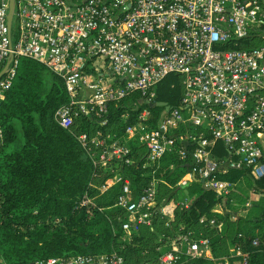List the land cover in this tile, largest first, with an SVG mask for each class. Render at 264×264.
<instances>
[{"label":"built area","instance_id":"obj_1","mask_svg":"<svg viewBox=\"0 0 264 264\" xmlns=\"http://www.w3.org/2000/svg\"><path fill=\"white\" fill-rule=\"evenodd\" d=\"M13 2L9 32V0H0V102L23 56L63 79L68 101L55 109L54 117L64 127L79 114L105 123L109 102L123 97L135 107L156 102L155 85L168 73L182 76L179 102L157 104L154 123L145 105L120 137L99 129L77 134L98 169L111 167L116 159L132 161L127 156L131 138L144 145L147 165L170 151L188 160L173 194L160 200L154 177L137 195L122 174L95 185L102 191L119 183L113 206L124 210L115 216L123 235L139 223L149 224L155 213L170 219L178 204L187 207L191 183L214 190L224 200L238 183L217 173L246 168L252 178L264 175V0ZM221 146L226 153H218ZM249 191L254 196L245 200L246 206L264 195ZM229 201L235 202L232 197ZM95 205L87 193L77 201L88 215ZM252 244L264 251V235L255 236ZM156 250V258L139 263H126L123 254L112 249L10 264H177L181 254L203 256L211 247L206 236L177 231ZM230 250L218 264H250L248 253L239 246ZM237 254L239 260L231 262L229 258ZM0 264L8 263L0 257Z\"/></svg>","mask_w":264,"mask_h":264},{"label":"trees","instance_id":"obj_2","mask_svg":"<svg viewBox=\"0 0 264 264\" xmlns=\"http://www.w3.org/2000/svg\"><path fill=\"white\" fill-rule=\"evenodd\" d=\"M183 91L182 76L168 73L156 85V99L177 105ZM137 93L133 92L132 98ZM128 97L109 102L106 122L79 114L69 127L60 125L55 109L68 101L63 79L43 63L21 57L11 86L0 102V257L5 263H27L50 256L74 253L109 252L118 249L126 263H139L157 257L156 246L177 231L209 238L212 256L181 254L177 264H215L239 246L248 253L250 264H264V251L252 244L264 235V195L252 201L242 213L241 205L230 202L241 190L236 186L224 200L194 182L188 186L191 200L187 207L178 204L173 217L155 213L149 224L139 223L121 240L115 216L124 210L113 206L119 183L105 190L95 185L118 174L129 179L135 195L156 179V199L171 196L174 183L184 173L187 161L175 151L166 152L146 164L145 147L135 138L129 141L130 162L116 159L111 167L97 168L83 150L77 134H92L99 129L122 136L138 110L147 106L155 122L160 106L144 102L135 107ZM123 114H127L123 116ZM219 154L226 153L219 147ZM153 170L151 173L150 171ZM150 172V173H149ZM220 178L245 180L249 189L264 192V175L252 178L246 168L217 173ZM87 193L96 205L91 214L77 206ZM222 201L223 211L213 207ZM240 211V212H239ZM204 217L201 220V217ZM214 222L210 223L209 219ZM161 235V237H159Z\"/></svg>","mask_w":264,"mask_h":264},{"label":"rangeland","instance_id":"obj_3","mask_svg":"<svg viewBox=\"0 0 264 264\" xmlns=\"http://www.w3.org/2000/svg\"><path fill=\"white\" fill-rule=\"evenodd\" d=\"M131 102H132V100H128L127 103H131ZM245 184L246 183H245V180L244 179H242V180L240 179V181H238V187L241 190V192L239 191V194L235 195L236 196V201L234 200L235 201L234 205H237V206L241 205L240 203H241V201L244 198H245V200L248 199V198H253L254 195L250 193L249 188L246 187ZM129 237H130L129 234H126V235L124 234L121 237V240L126 241V240L129 239Z\"/></svg>","mask_w":264,"mask_h":264},{"label":"water","instance_id":"obj_4","mask_svg":"<svg viewBox=\"0 0 264 264\" xmlns=\"http://www.w3.org/2000/svg\"><path fill=\"white\" fill-rule=\"evenodd\" d=\"M13 6H14V2L13 0H9V9H8V15H7V25H8V29L10 32V28H11V20H12V15H13ZM3 72V69L0 71V74ZM151 105L153 104H158V105H164L166 107H168V103L164 100H158L156 102H150ZM0 143H1V135H0Z\"/></svg>","mask_w":264,"mask_h":264},{"label":"crops","instance_id":"obj_5","mask_svg":"<svg viewBox=\"0 0 264 264\" xmlns=\"http://www.w3.org/2000/svg\"><path fill=\"white\" fill-rule=\"evenodd\" d=\"M247 200V199H246ZM254 201V200H253ZM252 204V203H251ZM250 204V205H251ZM249 205V206H250ZM249 206H246L244 203L242 204V208H241V212L242 213H245L246 212V210L249 208ZM214 209H219V210H221V211H223V205L222 204H220L219 206L217 205V203L215 204V206L213 207V210ZM239 211V212H240ZM203 256H208V257H211L212 256V252H211V250H210V252H208L206 255H203ZM230 259V261L231 262H233V263H235V262H237L238 260H239V254H237V255H235L234 257H230L229 258ZM220 260H222V258H220L219 260H217L216 262H215V264H218L219 262H220Z\"/></svg>","mask_w":264,"mask_h":264}]
</instances>
